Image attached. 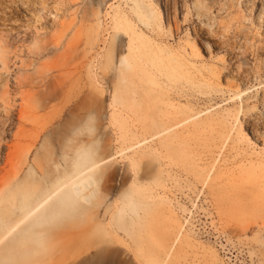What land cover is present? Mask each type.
Returning <instances> with one entry per match:
<instances>
[{"label":"rangeland","instance_id":"obj_1","mask_svg":"<svg viewBox=\"0 0 264 264\" xmlns=\"http://www.w3.org/2000/svg\"><path fill=\"white\" fill-rule=\"evenodd\" d=\"M194 2L0 0V217L107 160L7 264H264L263 0ZM129 199L145 221L111 224Z\"/></svg>","mask_w":264,"mask_h":264},{"label":"bare ground","instance_id":"obj_2","mask_svg":"<svg viewBox=\"0 0 264 264\" xmlns=\"http://www.w3.org/2000/svg\"><path fill=\"white\" fill-rule=\"evenodd\" d=\"M194 4L198 15H206L209 11L207 10L208 8L205 9V7H209L206 4V0H195ZM260 17H264V0ZM95 150L93 145L81 147L75 158H73L70 168L62 172L61 178L64 177V179H62L63 183L58 188H55L52 182L50 185H45L38 189L34 194L24 195V197L20 198L15 207L21 212L20 217H14L13 211L9 215L0 217V243L5 242L14 232L16 242L23 240L25 232L20 227L27 218H31L30 227L33 228L37 225L51 223L59 216L60 218L66 217L69 213L71 214L76 210L79 211L81 207L93 204L94 200H96V193H99L97 191L98 184L96 186V176L98 174L95 176V172L107 161L97 160ZM127 202L120 206L111 224H128V222L132 224L135 220L137 222L145 221L139 214L133 220H129L127 216L129 211L137 214L139 205L138 202H134L132 199ZM109 210L110 208L108 207L107 211ZM31 237L34 239L38 238L34 233H32ZM3 255L0 254V264H7L13 257L6 259Z\"/></svg>","mask_w":264,"mask_h":264},{"label":"snow or ice","instance_id":"obj_3","mask_svg":"<svg viewBox=\"0 0 264 264\" xmlns=\"http://www.w3.org/2000/svg\"><path fill=\"white\" fill-rule=\"evenodd\" d=\"M262 131H264V127H262Z\"/></svg>","mask_w":264,"mask_h":264}]
</instances>
